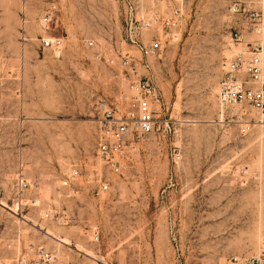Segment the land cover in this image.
I'll use <instances>...</instances> for the list:
<instances>
[{
  "label": "rangeland",
  "instance_id": "rangeland-1",
  "mask_svg": "<svg viewBox=\"0 0 264 264\" xmlns=\"http://www.w3.org/2000/svg\"><path fill=\"white\" fill-rule=\"evenodd\" d=\"M230 1L179 0L185 20L165 38L171 9L137 0L140 41L162 44L145 59L127 40L123 0H0V264L41 248L54 264L264 257V119L218 101L226 59L244 48ZM53 39L61 46L45 48ZM145 77L161 91L162 127L113 173L98 155L100 107L124 112ZM239 114L252 123L245 136ZM74 169L81 177L64 187Z\"/></svg>",
  "mask_w": 264,
  "mask_h": 264
},
{
  "label": "built area",
  "instance_id": "built-area-1",
  "mask_svg": "<svg viewBox=\"0 0 264 264\" xmlns=\"http://www.w3.org/2000/svg\"><path fill=\"white\" fill-rule=\"evenodd\" d=\"M136 1L123 0L126 5V31L129 43L137 47L142 56L147 59L157 56L162 50L160 41H154L151 45H144L136 30L138 22L136 18ZM171 9V15L164 20V37L167 38L174 28L181 26L185 20V13L179 0H162ZM229 12L236 18L232 40L236 45L245 44L231 59H226L225 73L219 84L218 101L222 108L249 105L255 109L264 119V2L262 7L254 8L251 2L243 0H231ZM47 25L52 21L49 14L43 19ZM234 27V26H233ZM248 35L252 39L247 40ZM61 39L44 40V47H59ZM92 45V43H90ZM133 96L129 106L124 112L117 106L104 102L101 104V116L98 129V155L113 173H121V159L127 157L129 149H135V143H139L150 134L159 131L163 121L153 109V104L161 102L162 94L152 77L136 80L132 85ZM241 120V134L247 135L252 125L246 120L245 115L239 114ZM81 177V171L74 169L69 172L63 181L64 187H70L72 182ZM24 185V184H23ZM27 186V185H25ZM109 182H101V191L109 190ZM99 194V192H97ZM46 218L58 219L61 224L66 219L58 218L51 213ZM93 241H100L98 228L93 232ZM56 255L45 249H39L34 258L22 255L17 258L16 264H54ZM230 264H264V257L250 259L234 257Z\"/></svg>",
  "mask_w": 264,
  "mask_h": 264
},
{
  "label": "bare ground",
  "instance_id": "bare-ground-1",
  "mask_svg": "<svg viewBox=\"0 0 264 264\" xmlns=\"http://www.w3.org/2000/svg\"><path fill=\"white\" fill-rule=\"evenodd\" d=\"M146 3H147V2H145V3L143 4V12L146 13V14H148V13H150V12L153 10V6H152V4H151L150 6H148ZM179 36H180V35H179ZM178 38H180V37L175 36V39H174V40H178ZM242 46H243V45H242ZM244 46H245V44H244ZM238 51H239V50H238ZM238 51H237V52H238ZM237 52H235V53H237ZM59 241L62 242V243H64V244H67V245H68V241L65 240V239H60Z\"/></svg>",
  "mask_w": 264,
  "mask_h": 264
}]
</instances>
